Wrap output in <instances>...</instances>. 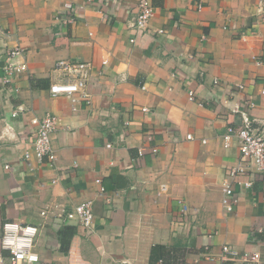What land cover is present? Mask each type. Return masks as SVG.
<instances>
[{
  "label": "crops",
  "instance_id": "obj_1",
  "mask_svg": "<svg viewBox=\"0 0 264 264\" xmlns=\"http://www.w3.org/2000/svg\"><path fill=\"white\" fill-rule=\"evenodd\" d=\"M135 2L0 0V64L15 46L27 63L0 80V240L16 220L38 227L37 264H219L223 244L264 264V172L241 176L252 185L235 187L231 212L221 205L238 159L237 139L222 141L241 122L233 106L264 113L259 0H152L148 31L130 42ZM58 59L91 63V104L50 94ZM48 112L60 117L53 168L24 157L30 119ZM85 200L91 229L62 220Z\"/></svg>",
  "mask_w": 264,
  "mask_h": 264
},
{
  "label": "built area",
  "instance_id": "obj_2",
  "mask_svg": "<svg viewBox=\"0 0 264 264\" xmlns=\"http://www.w3.org/2000/svg\"><path fill=\"white\" fill-rule=\"evenodd\" d=\"M65 7L70 8L72 4L66 2ZM258 19L264 22V2L259 0L257 7ZM154 7L152 0H136L130 27L134 32V37L130 42H135L136 36L143 35L148 31L150 19L153 15ZM73 18L71 17L70 20ZM68 20V19H66ZM162 30L159 29L158 32ZM3 62L0 64V80L3 85L11 83L20 74L27 70V63L24 59V49L15 46L4 52ZM103 64L107 60H102ZM53 71L56 72L58 79L50 85V94L52 96H63L71 102L82 101L89 105L92 102V92L90 90V78L92 66L90 62L70 61L67 59H58ZM217 83V80L214 81ZM242 88V85H238ZM264 95V88L260 91ZM191 98V94H190ZM245 107L242 102H237L233 106V112L241 117L239 125H228L222 135L223 145L229 146L232 138L237 139L238 159L234 166L228 168L221 180V205L225 212H231L236 204L234 197L235 187L243 186L249 188L252 181L249 179L241 180V176L251 172L253 174L264 172V113L260 116L253 114L255 102L249 100ZM18 110H21L18 108ZM147 111L148 108L143 107ZM16 111L12 112L15 116ZM36 130L33 132L34 138L31 143L32 152L26 150L24 157L29 158L32 154L38 160L47 158L49 167L53 168L56 160V154L52 146V136L58 129L60 117L54 113L48 112L43 117L36 116L30 119ZM127 123V122H126ZM187 139L192 136L187 134ZM204 141V140H202ZM110 147V144H106ZM156 153L158 149H151ZM139 155L143 154V148L139 147ZM9 169V165H3ZM99 184V192L104 188L100 184V179H96ZM164 189L165 185L162 184ZM181 203V202H180ZM185 211V206L181 207ZM64 213V214H63ZM62 220L73 221L76 224L91 229L93 223L92 201L85 200L72 207L71 210L63 212ZM48 210L42 209L40 216L46 217ZM2 237L0 240V264H37L39 261L38 253L34 249L35 237L38 233V227L32 224H23L16 220H6L2 224ZM6 251L7 255H3ZM212 259V256L210 257ZM260 259L259 252H248L223 244L221 252L217 258L219 264H247L258 262Z\"/></svg>",
  "mask_w": 264,
  "mask_h": 264
},
{
  "label": "trees",
  "instance_id": "obj_3",
  "mask_svg": "<svg viewBox=\"0 0 264 264\" xmlns=\"http://www.w3.org/2000/svg\"><path fill=\"white\" fill-rule=\"evenodd\" d=\"M63 234V233H62ZM61 244H62V250L64 252L67 251L68 249V245H69V239L68 240H63V238L61 239Z\"/></svg>",
  "mask_w": 264,
  "mask_h": 264
}]
</instances>
